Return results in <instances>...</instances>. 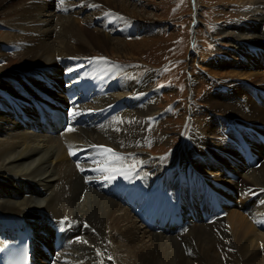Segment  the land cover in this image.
Returning a JSON list of instances; mask_svg holds the SVG:
<instances>
[{
    "label": "bare ground",
    "instance_id": "6f19581e",
    "mask_svg": "<svg viewBox=\"0 0 264 264\" xmlns=\"http://www.w3.org/2000/svg\"><path fill=\"white\" fill-rule=\"evenodd\" d=\"M135 6L129 0H0V23L12 30L0 44V61L11 51L32 66L9 73L0 66V264H5L2 248L19 241L25 264H264V90L249 87L241 101L234 95L244 87L228 82L221 101L207 102L243 119L218 135L216 151L206 137L190 134L189 153L178 155L189 164L197 160L199 170L162 157L152 161L141 148L154 140L150 120L159 113L157 98L139 104L149 96L151 73L137 74V63L115 66L110 58L91 54L92 49L115 55L139 49L150 26H141L143 17ZM256 6L254 10L261 8ZM45 11L49 15L43 19ZM111 21L132 26L116 28ZM93 22H99V29L83 26ZM236 32L239 41L264 37V27ZM111 33L129 34L135 41L127 48ZM257 52H236L257 67L251 74L236 63L247 76L256 77L259 65L264 67V53L256 59ZM55 108L67 119L62 130L50 134L45 124ZM114 109L118 115L112 118ZM198 130L215 131L208 124ZM140 153L141 158H134ZM106 160L111 164L97 163ZM137 161L155 178L127 168ZM105 166L115 170L96 171ZM214 184L226 205L239 203L243 211L239 206L224 214L217 211L209 191ZM172 185L189 186V202ZM129 196L146 202L147 208L137 213L151 219L155 230L137 224L119 205L122 199L130 202ZM208 213L217 220L206 225Z\"/></svg>",
    "mask_w": 264,
    "mask_h": 264
},
{
    "label": "rangeland",
    "instance_id": "374dc122",
    "mask_svg": "<svg viewBox=\"0 0 264 264\" xmlns=\"http://www.w3.org/2000/svg\"><path fill=\"white\" fill-rule=\"evenodd\" d=\"M129 1L136 3V10L143 17V24H141V26H150L148 34H142L143 39L141 43L140 41L137 43L143 46L139 45V49H137V47L132 48L127 51V53H122L121 55H115V53L108 49H92L91 54L95 57L102 56L110 58L109 63H114L113 65L115 66L117 64L130 66L137 63L133 66L134 71L136 73L138 72L137 74L151 73V78L147 81L150 87H148L149 96L147 99L139 101V104L142 105L143 101L147 102L151 96L153 99L156 97L155 107L158 108L159 113L150 120L151 124L155 125L153 128L155 132L153 131L150 133L152 135L151 137H154V140L153 142L151 141L148 144H144L145 146L143 145L141 150L149 154V156H152V161H154L156 157H162V160L173 161V163L176 164L175 166L178 164H189V160L183 157V154L189 153L190 134H194V132L206 137L211 144L213 143V151H216V149L219 150L218 135L221 132L230 131L232 129V121L238 122V120L243 118L239 115L222 110L221 108L212 107L207 102L221 101L223 94L227 91L226 84L228 82L240 88L244 87L242 91L234 95L235 98L237 96L241 101L245 100V96H242V94L246 95V90L249 92L250 88H252V90L255 88L264 90L263 65H259V68L261 67L259 75L256 77L254 75L247 76L248 73L246 71L252 74L257 70V67L254 63H251V61L245 60V57L242 59L240 56L236 55L239 48L248 49V51L253 49L259 51L257 55H255V58L260 59L261 53H264V37L259 41H257V39H249V37L248 39L240 41L239 39H234L237 33L236 31L240 30V28L247 30L249 27L251 30L253 27L261 30V28L264 27V6L262 7L260 4H264V0H253L252 6H248L246 2V4L240 5L230 3L229 6V3H224L222 0ZM254 5H257L256 8L259 6H261V8L254 10ZM62 13L63 12H60L59 14ZM259 13L260 16L258 19L256 15ZM85 14H87V12ZM48 15V12H42L43 19ZM65 15L67 16V14ZM70 16L75 19L80 18V16ZM98 23L99 22H93L90 27L87 24H83V26L89 30H93L96 27L99 29L100 26L97 25ZM112 23L116 28L123 25L125 30L129 26H132L124 21L123 23L121 22L122 24L120 25L115 21H111V24ZM45 28L46 27H43L42 29ZM11 32L12 30H10L8 25L0 23V44L6 42L7 39L5 40V38L7 35L12 34ZM17 32L18 30H13V33ZM108 32L106 27L105 33ZM110 36L111 38L115 36L121 38L122 41H125L124 45L127 48L132 41H135V38L129 34L121 37L118 34L111 33ZM19 57L17 53L7 51L5 53V58L0 61L1 69L5 73H9L13 70L32 69V66H25L22 63V58ZM234 58H236V60H234ZM239 62L245 66L246 71L244 67L240 69L239 66L236 65V63L239 64ZM261 70L263 72H261ZM58 78H60L59 81L61 82L65 81L61 79V77ZM117 81L118 79L116 82ZM120 83L121 81L118 84ZM110 93H113V91L111 90ZM144 96L145 95H143V97ZM229 99H231V97L228 98V101ZM229 103H232V101H229ZM116 115L118 114L114 109L112 118ZM207 124L215 131L212 134L199 133L198 128H205ZM262 125H264V123ZM178 153L183 156H179ZM140 155L141 153L134 158H141ZM195 161L196 162H191L189 165L193 170H199V163L197 160ZM166 164L169 165V162H166ZM127 168L131 171H136L137 175L149 179H152L155 175L150 172L151 170L147 171V165L141 164L140 161L132 162ZM224 169L225 171L228 170L229 164H227ZM185 175L191 174L188 173ZM177 178H180V176ZM186 186L187 185H172L170 188L172 187L175 190L179 189L178 191L182 193L183 197L189 202L191 190L189 186ZM215 188H219L218 184H214L212 188L214 191L210 189L209 191L214 196L213 207H217V211L224 214L226 211L238 208V206L239 208L241 207L239 203L226 205L224 203V201L226 202V197ZM235 196H237V199L240 198L237 194H235ZM128 198L130 202L122 199L119 205L129 211V214L136 219L137 224L145 227V223L142 218H140L141 215L137 212H139V208L141 207L147 208L146 202L137 203L132 196ZM240 211L243 210L241 209ZM216 218L212 215L209 216L208 213L203 220L206 221L207 225L215 222L217 220ZM36 222L42 224L41 220ZM149 222L152 221L149 219ZM148 227L150 226L148 225ZM1 232H3V230H1ZM105 233L107 234V231ZM171 234L173 235L174 233ZM178 241H180V237H178Z\"/></svg>",
    "mask_w": 264,
    "mask_h": 264
},
{
    "label": "snow or ice",
    "instance_id": "6c2138e0",
    "mask_svg": "<svg viewBox=\"0 0 264 264\" xmlns=\"http://www.w3.org/2000/svg\"><path fill=\"white\" fill-rule=\"evenodd\" d=\"M59 2H60V4H63L64 3V0H59ZM98 59H100V60H104L105 58L104 57H100V58H98ZM94 147H103V146H94ZM105 153H107V154H113L114 155V153H113V150L112 149H106L105 150ZM69 154L70 155H73L74 153L70 150L69 151ZM116 159H122L121 157H116ZM97 163L98 164H100V163H102V164H106V165H110L111 164V161H97ZM77 167L79 168V164L77 165ZM115 169H111L110 167H108V166H105V167H99V168H97L96 169V171H101V172H108V171H114ZM81 171H83V169H81ZM112 177L111 176H109L108 177V179H111ZM65 219H67V218H65ZM86 243V242H85ZM110 259V258H109Z\"/></svg>",
    "mask_w": 264,
    "mask_h": 264
}]
</instances>
